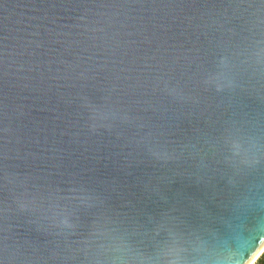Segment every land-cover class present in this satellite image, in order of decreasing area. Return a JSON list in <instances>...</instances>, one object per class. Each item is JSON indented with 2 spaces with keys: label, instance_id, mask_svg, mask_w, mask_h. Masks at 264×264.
I'll return each instance as SVG.
<instances>
[{
  "label": "water",
  "instance_id": "water-1",
  "mask_svg": "<svg viewBox=\"0 0 264 264\" xmlns=\"http://www.w3.org/2000/svg\"><path fill=\"white\" fill-rule=\"evenodd\" d=\"M262 118L264 0H0V264H255Z\"/></svg>",
  "mask_w": 264,
  "mask_h": 264
},
{
  "label": "snow or ice",
  "instance_id": "snow-or-ice-1",
  "mask_svg": "<svg viewBox=\"0 0 264 264\" xmlns=\"http://www.w3.org/2000/svg\"><path fill=\"white\" fill-rule=\"evenodd\" d=\"M250 131L249 129L238 126L237 123L231 121H225L224 123L215 126L210 129L209 135L217 142L221 144H227L234 138L240 136L244 132ZM258 132L260 138L264 140V118L261 119ZM260 162V161H257Z\"/></svg>",
  "mask_w": 264,
  "mask_h": 264
},
{
  "label": "trees",
  "instance_id": "trees-1",
  "mask_svg": "<svg viewBox=\"0 0 264 264\" xmlns=\"http://www.w3.org/2000/svg\"><path fill=\"white\" fill-rule=\"evenodd\" d=\"M255 264H264V252L263 254L257 259Z\"/></svg>",
  "mask_w": 264,
  "mask_h": 264
}]
</instances>
